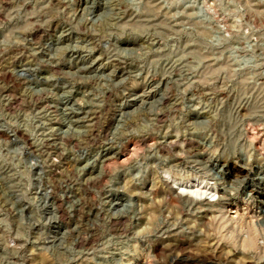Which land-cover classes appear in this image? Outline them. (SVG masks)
Returning a JSON list of instances; mask_svg holds the SVG:
<instances>
[{
  "label": "rangeland",
  "instance_id": "obj_1",
  "mask_svg": "<svg viewBox=\"0 0 264 264\" xmlns=\"http://www.w3.org/2000/svg\"><path fill=\"white\" fill-rule=\"evenodd\" d=\"M257 177L264 0H0V264H264Z\"/></svg>",
  "mask_w": 264,
  "mask_h": 264
},
{
  "label": "bare ground",
  "instance_id": "obj_2",
  "mask_svg": "<svg viewBox=\"0 0 264 264\" xmlns=\"http://www.w3.org/2000/svg\"><path fill=\"white\" fill-rule=\"evenodd\" d=\"M257 179H260V180H264V178H259L257 177ZM194 188V189H192ZM201 185L200 184H197V185H193V184H189V183H183V184H180L179 187H178V193H189V195H191V193H199L197 195H201V194H205V191H203V189H201ZM202 190V191H201ZM207 192V191H206Z\"/></svg>",
  "mask_w": 264,
  "mask_h": 264
}]
</instances>
